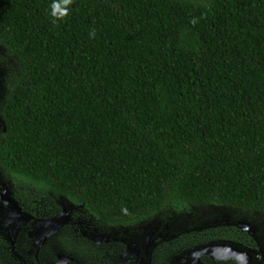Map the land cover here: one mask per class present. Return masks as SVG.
<instances>
[{"label": "trees", "instance_id": "16d2710c", "mask_svg": "<svg viewBox=\"0 0 264 264\" xmlns=\"http://www.w3.org/2000/svg\"><path fill=\"white\" fill-rule=\"evenodd\" d=\"M0 48L1 188L144 264L237 222L264 256V0H0Z\"/></svg>", "mask_w": 264, "mask_h": 264}, {"label": "rangeland", "instance_id": "374dc122", "mask_svg": "<svg viewBox=\"0 0 264 264\" xmlns=\"http://www.w3.org/2000/svg\"><path fill=\"white\" fill-rule=\"evenodd\" d=\"M1 56L2 55H0V57ZM6 68L7 67H5V71H7ZM3 69L4 64L3 62H0V97L4 94L5 90L3 81ZM2 188L0 187V194L4 196L8 195L9 197L11 194H13L12 191L6 189L3 185ZM18 188L19 189L17 191L14 190L16 191V198H13L19 204H21V208L25 210L27 214L36 216L37 218L45 219H49L57 214L59 216L56 217V219L60 221L64 219L66 225L69 223L71 228L75 227L79 232L78 224H75L76 222L74 221V209H72L71 211L65 209V212H61L60 214H58L59 208L56 206V202L60 204L61 201H56L57 199L54 196L52 197L43 194L41 195L39 194V191L37 189L30 186H18ZM196 229H191L189 230L188 234H185V236H179L175 238V240L169 241V243L160 246V248L156 252L154 258L155 263L153 264H165L166 262H169V259H172L175 255L183 252L184 250H188L187 254L189 255V257L186 256L182 259H178L177 262L179 263L183 262L184 264H190L192 262L193 264H232V262L234 261L237 264H264V256L260 251L258 240L255 238V230L253 227L249 226L248 223H228L224 225H216L214 228H200L199 230ZM171 230L172 229L166 227L162 233L161 240L167 242V237H170V235L167 234L171 233ZM165 232L167 236L165 235ZM153 234L154 232L150 231V233L146 235V245L148 247L154 245ZM217 235L229 236L227 237V240H229L226 241L225 239L223 241L221 239H214L213 237ZM96 238L97 239L95 240L99 241V243L104 242V237L99 236ZM93 239V236H90L89 240L93 241ZM61 240L66 248L72 247L68 242H72L77 245L78 256L90 261V258L92 257V255H90L92 246L88 245L90 243L85 242L79 236L78 238H75L74 236H70L67 234L62 235ZM104 247L107 249L106 246ZM216 250H219V252L221 253L234 252L233 254H235L238 259H236L235 257H230L228 259H218L214 255ZM140 251L138 245L136 244H134L133 248H127V253L130 257H139ZM102 252L104 253L102 254V256H99V254H95L94 256L99 257L100 259L106 257V252ZM190 259L191 261H188ZM174 263H176V261H174ZM142 264H144L143 261Z\"/></svg>", "mask_w": 264, "mask_h": 264}, {"label": "flooded vegetation", "instance_id": "af4514ba", "mask_svg": "<svg viewBox=\"0 0 264 264\" xmlns=\"http://www.w3.org/2000/svg\"><path fill=\"white\" fill-rule=\"evenodd\" d=\"M3 196L0 194V264H142L139 257L132 258L129 263L126 243L106 238L103 239V243H99L94 237L93 241L84 240L92 246L90 252L92 257L90 256V261L79 257L77 245L68 242L72 247L66 248L61 240V236L65 234L78 238L77 229L71 228L69 223L66 225L64 219L62 227L44 240L43 236L55 227V224H50L49 221L59 215L56 214L49 219L37 218L27 214L12 194L10 197L6 195L11 199L10 202ZM13 206L20 209L24 218L14 216L11 212ZM102 251L106 252V257L100 259L94 256L104 254ZM232 264L237 263L233 261Z\"/></svg>", "mask_w": 264, "mask_h": 264}, {"label": "water", "instance_id": "95a60500", "mask_svg": "<svg viewBox=\"0 0 264 264\" xmlns=\"http://www.w3.org/2000/svg\"><path fill=\"white\" fill-rule=\"evenodd\" d=\"M4 197V196H3ZM8 200H9V202L11 201V199L9 198V197H7V196H5ZM5 199V198H4ZM11 212L14 214V216L15 217H21V218H24L22 215V213L20 212V209L17 207V206H13L12 208H11ZM64 220H58V219H53V220H51V221H49V223L50 224H55V227H54V229L50 232V233H48V234H46V235H44L43 236V238H44V240H45V238H47L49 235H52L54 232H57L58 231V229H60L61 227H62V225H63V222ZM42 238V239H43ZM234 253V252H233ZM233 253H229V252H224V253H221V252H219V250H216L215 251V253H214V255H215V257L216 258H218V259H228V258H230V257H235L236 259H238V257L235 255V254H233Z\"/></svg>", "mask_w": 264, "mask_h": 264}, {"label": "clouds", "instance_id": "9594fccd", "mask_svg": "<svg viewBox=\"0 0 264 264\" xmlns=\"http://www.w3.org/2000/svg\"><path fill=\"white\" fill-rule=\"evenodd\" d=\"M192 23H196V21L193 20ZM91 35L94 37V36H95V32L93 31V32L91 33Z\"/></svg>", "mask_w": 264, "mask_h": 264}]
</instances>
